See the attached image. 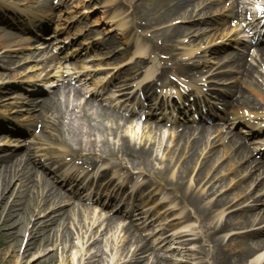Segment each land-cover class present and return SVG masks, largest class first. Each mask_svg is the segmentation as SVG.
<instances>
[{"label":"rangeland","instance_id":"obj_1","mask_svg":"<svg viewBox=\"0 0 264 264\" xmlns=\"http://www.w3.org/2000/svg\"><path fill=\"white\" fill-rule=\"evenodd\" d=\"M53 1L57 0H0V3L4 5L1 6L3 9H0V16H2L0 27L3 32L7 30L15 36V39L12 41H0V123H2L0 125V149L2 150L0 151V157H5L6 154L15 152L16 150L18 153H23L27 149V145H31L34 154L33 159L38 167L40 166L39 164L42 166L46 164L47 167H50V163L44 161L47 158L40 157L34 144L40 142L38 138L44 137L46 139L49 134L56 133L48 127L46 133L36 132L33 136L19 137L18 135H8L6 133V125L15 126L16 124L20 129L31 127L32 111H30L31 114L28 111L31 108V104L28 101L34 98L33 106L41 103L38 95L33 94L36 92L35 88H42L44 90L50 88L51 85H62L65 82H77L76 85H81L84 79H86L88 82L87 87L94 89L101 87L108 80V82H111L112 88L115 86L117 88L114 89L113 95L108 94L109 89H104V98L112 97L110 103L123 105L124 108H127L129 102H125V100L128 91H136L147 83V80H141L140 72L154 70V72L159 71L161 73L163 70L160 68L168 64V53L173 50V54L182 62L197 65L196 70L191 75H196L197 72L198 74L201 73V69L203 72L206 70L210 71L209 74L201 76V78L208 79L206 86H203L205 82L200 81V79L197 83L200 93H207L208 90H211L209 89L211 87L208 85H211L213 86L212 89L216 90V93L226 94L228 92L227 86L234 80L226 82L222 77L233 78L236 74H228L230 71L229 63L224 62L228 66H217L216 59L218 58L217 55L213 54L212 49L225 48L226 51L223 55L241 53L243 49L240 46L237 48L234 40L235 32L240 29L237 25L239 21L233 17L234 11L238 9L244 16V10H251L255 1H262L264 3V0H221L218 6L213 7L215 10L205 12L200 8L197 11V8L198 15H194V19L190 18L191 20H189L181 15L174 16V20L166 21L161 18L162 10L154 9L156 7L154 5L159 0H61V8L53 5ZM110 1L113 2L110 3ZM6 7L18 11L26 10L28 12L36 11L40 8L48 19H52L50 31L42 34L37 41L35 37L25 34V28L17 24L16 29L6 28ZM40 14L43 15V13ZM72 16L76 18L68 22V17ZM111 16H117L116 20L124 23V26L121 28L116 26L115 19L111 18ZM204 19L210 20L211 26L202 23L201 21ZM170 22H172L170 25L174 27L185 25L192 28V32L185 31L177 37L178 42L173 49L170 47L171 41L168 40L171 39ZM235 25L236 27L234 28ZM79 27L84 28L82 33L77 31ZM203 29L205 30L203 31ZM85 31L90 35H83ZM245 39L251 40L249 38ZM261 39L264 40V38L260 37ZM103 42L109 43L111 45L110 49L116 48L115 51H119L120 49L124 51L128 48L132 52L135 51V48L131 47L132 45L145 44L146 49L141 54L144 62H139L140 59L137 56L131 61L124 60L122 57L115 62L111 61V58L101 61L103 58L102 51L109 50L102 49L99 51L95 48V45ZM189 49H196V51L192 55L185 56L186 50ZM251 53V57H255L254 52ZM119 61H122V64L119 68L115 67L114 64ZM250 62L254 63L256 74L262 76V69L257 68L258 65L254 59H250ZM65 64H68L66 74H69L66 77L62 71ZM77 66L78 69L76 70ZM138 68L141 69L139 72H136ZM173 72L176 73L175 71ZM163 82L168 84L166 80H163ZM193 83L195 84L196 82L194 81ZM162 94L164 95V92ZM69 100L71 107L67 112V119H63L62 121L65 130L64 140L69 141L74 148H79L73 132L76 131V134H78L79 131H83L80 138L84 141L83 147L86 151L90 153V145L88 143L91 140L97 143L94 159L96 162H101L99 165L102 167L101 170H111L114 167L116 171L135 172L145 177L146 182H158L169 195L173 206L172 215H176V217L172 218L170 224L177 226L176 230L169 231V220H164L168 218L169 214L165 217L162 216V213L155 215L158 209L154 208V206L145 208L142 214H140L144 215L146 211H150L148 215L145 214V218L149 216L153 217V223L150 227L142 226L140 219L136 220L134 218V227L139 229L147 240L149 247L154 249L161 256L159 258L164 259L168 264H212V257L215 253L214 248L205 240L209 235V228L219 225L229 214L235 215L243 208V201L239 199L235 201V198L238 195L237 186L243 187L238 181L247 175V173H244L237 178L235 177V173L230 171L224 172L219 169L220 166L222 168L227 163L224 152H222L224 144L219 143V139L222 137L223 141L231 140L236 148L242 147L243 144L220 131L210 136L209 143L207 141L203 146L195 171L185 181V185L183 186V190H193L196 194L201 195L200 200L203 203L201 207H208L210 209L209 220L203 221L197 214L193 213L191 208L182 205L183 203L179 199L180 195L177 193V190L170 186V183L177 181L176 176L183 160L171 154V150L176 142L175 133L171 130L170 126L161 124L164 131L158 132L147 127L148 124L137 123L135 121L125 126L121 124L117 129L116 136H107L106 140L109 141L111 147H116L124 136H127L137 146L150 145L152 152L151 166L149 168L133 166L121 155L118 159H101L99 158V141L105 138L94 133L92 135L86 134V128H83L79 122L75 123L74 116L71 113L74 105L76 103L83 104L84 99L80 98L78 101H75L70 97ZM212 101L217 104V97H212ZM145 110L149 111L148 108H145ZM150 111L152 112L153 110L151 109ZM252 119L254 122H258L256 117ZM7 120L11 124H6ZM106 124L108 127L115 128V125L110 122H106ZM215 124L221 126L228 133L231 130L238 135H241L240 131L245 127L243 125L236 127L237 123L232 118H229L225 122L226 126L220 125L219 122H215ZM262 137H264V133ZM214 142L215 145H212ZM44 144L47 145V143ZM6 145H8V149H6ZM49 145L57 152L65 149L63 147V149L54 147L58 145H52L51 143ZM210 146H215V150H219L217 162H215L213 170H211L205 180L201 184H198L195 175L201 162L206 157ZM256 147H260V145ZM57 152H55L54 157L61 156ZM84 154L86 152H83V157L80 159H85ZM40 159L43 160L44 164ZM167 164H170V171H164ZM220 171L222 172L221 174H219ZM256 173L259 174V172ZM253 182L256 181L253 180ZM1 183L2 180L0 178V189H2ZM83 184L86 185L85 182ZM17 190L18 183L13 184L8 189L7 194L5 191L4 195L7 196L4 200L5 204L7 199L8 202L13 200ZM86 191L84 192L86 197H90L92 195L91 192ZM138 192L136 193L140 201L149 199L150 203L153 199L154 193L151 190L146 191L142 189L140 193ZM238 192L242 194V197H256L262 192L264 193V189L259 192L255 190V185L251 184L247 189H241ZM249 192L250 194L248 195ZM223 193L233 194L231 198L234 200L224 207L225 209L215 212L213 204L216 199L222 197L221 194ZM248 206H253V204L249 202ZM258 208L257 213L261 212L259 210L263 209L264 205L259 204ZM101 215L105 214L102 213ZM81 217L82 225L79 223L78 218L75 217L74 224H72V239L67 243L68 249L66 252H62L61 245L63 244H61L59 237L55 236L54 248L48 247L34 250L23 260V257L20 255L10 260L9 256H7L8 253L0 248V264H21V261L23 264L26 262L27 264H37L40 259L47 257L49 251L53 250H56L57 253L55 264H97V259L100 257H102L101 264H122L123 261L126 262L128 260V258L125 259L121 255L127 254L122 249L129 235L122 228L129 222L116 224L113 229L106 232L107 235L105 236V233L101 232V230H104L103 228L101 230L96 228L102 219L98 218L97 214L94 215L87 212ZM186 217L189 219H186ZM257 230H264V221L260 222L256 227H248V229L244 230L237 227L230 231L231 233L227 235V238L229 236L236 237L237 234L242 232ZM163 233L164 235H162ZM58 234L60 235V233ZM261 234L264 237V231ZM224 237L223 247L227 245L229 240H226ZM165 238H168V241L165 242ZM3 240L2 236H0V241ZM25 240L23 238L24 243L26 242ZM97 240H99V243L94 245ZM202 240L205 241L202 242ZM189 242H193V245H189ZM228 247L230 246L228 245ZM97 250H100V252L98 251V257H93L97 253ZM150 257L152 256L146 257L143 263L146 264ZM259 259L260 261L257 262ZM246 264H264V247L257 250L256 255L249 259Z\"/></svg>","mask_w":264,"mask_h":264},{"label":"bare ground","instance_id":"obj_2","mask_svg":"<svg viewBox=\"0 0 264 264\" xmlns=\"http://www.w3.org/2000/svg\"><path fill=\"white\" fill-rule=\"evenodd\" d=\"M112 2L113 1H110V3ZM220 2L221 0H159V2L154 5L156 6L154 9H161V18L166 21L174 20L172 17L181 15L190 19L197 14V8L202 7L203 9L210 10L209 8L217 6ZM1 6H4L2 3H0V9H3ZM238 17V15L234 16L235 19H238ZM75 18V16L68 17V22ZM44 24V22H41L43 28L48 26ZM185 31L192 32V28L185 25L174 27L173 31L170 33L171 40L168 39L172 42L170 46H174L173 39L177 38ZM11 39H13L12 34L3 32L0 27V41H10ZM188 52L189 51L186 50L185 56L188 55ZM250 56V48L247 46L246 51L232 55L227 59L231 64V68L236 69L238 79L230 86L231 93L236 95L235 98L231 102L223 100L227 106L226 116L232 114L236 118H243V120H246L249 119L248 117L252 114L258 115L257 112L261 109L260 104H264V74H262L261 77L256 76V68L253 64L248 62ZM254 58L259 68L264 69V48L257 49ZM170 59H172V57ZM180 65L181 64L178 66L180 67ZM188 66L190 67L189 71L196 68L194 65ZM181 71L184 73L186 70L182 67ZM156 84L157 82L154 81L153 85ZM82 95V89L67 83L62 86H57L50 95H47L40 104L34 107L35 111H37V113L32 116V121L36 124L35 127H38L40 123L46 126L49 114L54 118L51 127L53 131L57 132L59 135H48V137H46L47 141H52V143H56L60 146H68L66 142H59L60 139L62 141V137H64L65 134L61 118L65 115L70 96L77 100ZM255 96L259 98V101L256 100ZM147 99H150V97ZM74 109L77 110L76 112L79 114L77 119L83 121L84 126L89 130V134L94 133L105 138L99 141L100 158H118L121 155V157L127 159L133 166L145 168L151 166L152 148L150 145L137 146L127 136H124L120 139L116 147H111L109 141L106 140L107 136H116L119 126L121 124L125 126L130 123L132 117L135 116L136 113L125 116L115 108L105 106L93 99H86L83 105H77ZM154 110L158 111V108H154L153 112ZM160 115H164V112H160ZM107 121L112 122L115 128L108 127L106 124ZM1 124L2 123H0V125ZM149 126L152 130H161V125L158 123L150 124ZM178 128L180 129L176 131L175 134L176 144L171 150V154L183 160L179 167L178 175L176 176L177 181L170 183V186L177 190V193L180 195V201L183 204L191 207L193 213L197 214L201 219L206 220L209 215V209L201 207L203 204L200 200L201 195L194 194L189 190H183V186L185 185V181H187L195 171L199 152L202 150L209 137L219 130V127L215 125H181ZM16 132L20 135L24 131L17 129ZM73 134L78 143L81 144V131H79L78 134L74 131ZM255 135H258V133L252 134L253 137ZM234 140L243 144L244 147L236 148L231 140L225 142L222 137L219 139V143L224 144L223 152L226 155V167H229L228 171H234L235 176H240L241 173L249 171V174L240 180V182L260 180L252 182L251 184L255 185V190L261 191L264 188V178H255L253 172L255 170H260L261 175L264 177V165L260 164V162L254 158L249 144L239 137ZM88 144L90 145V154L94 155L93 153L96 151L95 147H97L96 141ZM212 145H215V142ZM44 148L45 149L42 150L43 154L52 159V149L50 147ZM81 150V148L65 150L63 154L71 152L73 156H79ZM218 153L219 150H215V146L208 151L207 156L202 161L195 175L198 184H201L211 171L212 163L218 157ZM54 161H56L53 162L54 164H61L63 162L60 159H54ZM84 161L90 163L89 166H93V169L96 168V162L92 156L86 157ZM239 162H243L244 164L240 165ZM235 166L236 168H234ZM222 169L226 168L223 166ZM167 170L170 171V164H167L164 169V171ZM104 176L105 172H102L96 175L95 178L100 179ZM0 178L2 180V189H0V236L4 239L0 241V248L8 253L7 256H9V259L13 260L20 255L23 257V260L34 250L48 247L54 248L55 236H58L61 244H63L61 245L62 252H66L68 249L67 243L72 239V224H74L75 217L78 218L79 223L82 225L81 216L87 212L92 213V208L78 201L76 196L65 193L62 190V181L60 183L58 178L54 179L50 177L45 169L39 170L36 168L35 162L32 160V151L30 148L22 155L13 153L8 156L6 155V157H2L0 159ZM64 182L68 183V180L65 179ZM16 183H18V190L13 200L8 202L7 199L6 204H4L5 191L7 194L8 189ZM72 184L75 187L80 185L76 180H74ZM250 185L245 183L244 188ZM232 195L223 194L222 197L214 203V207L223 209L233 202L231 198ZM262 195L264 196V193L257 196V200L252 197L248 199H254L253 201L259 200L264 203ZM239 200H242V198ZM110 201H112V197ZM250 209L251 207L243 208L239 213L227 217L221 225L219 224L220 226L218 228L214 226L209 229L210 234L206 237V242H209L214 248L215 253L212 257V264H245L255 255L257 250L264 247V237H258L259 232H250L249 234L240 235L238 239H230L228 242H233V249H224L222 240L219 239V235H217V232L228 234L229 231L237 227L245 228L247 225L254 226L264 220V211L254 214V210ZM100 215L101 210L99 216ZM123 217L124 215L122 213L113 215L108 213L101 223L99 221L96 228L98 230L103 228L104 230H101V232L103 231L106 236V232L113 229L118 221H124L125 218L131 220L130 215L121 219ZM174 217H176V215L171 216V218ZM124 230L126 234L129 235V238L125 241V245L122 249L127 254H122L121 257L125 259L128 258V260L126 262L123 261L122 264H144L143 260L151 255L148 242L132 224H128ZM58 233H60V235ZM23 238L26 239L25 243L23 242ZM98 243L99 240L95 241L94 245ZM98 251L100 252V250H97V253L93 257H98ZM56 256V250L49 251L47 257L39 261L37 260V264H55ZM101 259L102 257L97 259V264L102 263ZM21 264H23L22 261ZM24 264H27V262ZM146 264L168 263L164 259L156 257V254H154L153 257L149 258Z\"/></svg>","mask_w":264,"mask_h":264}]
</instances>
